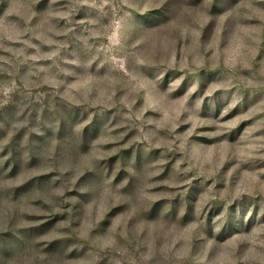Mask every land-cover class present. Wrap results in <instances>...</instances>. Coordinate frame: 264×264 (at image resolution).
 Instances as JSON below:
<instances>
[{
	"label": "rangeland",
	"instance_id": "obj_1",
	"mask_svg": "<svg viewBox=\"0 0 264 264\" xmlns=\"http://www.w3.org/2000/svg\"><path fill=\"white\" fill-rule=\"evenodd\" d=\"M0 264H264V0H0Z\"/></svg>",
	"mask_w": 264,
	"mask_h": 264
}]
</instances>
